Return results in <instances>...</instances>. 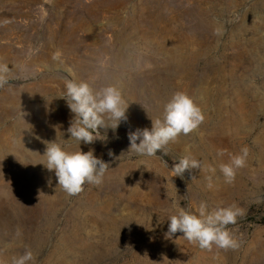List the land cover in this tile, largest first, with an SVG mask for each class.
Wrapping results in <instances>:
<instances>
[{
    "label": "rangeland",
    "instance_id": "374dc122",
    "mask_svg": "<svg viewBox=\"0 0 264 264\" xmlns=\"http://www.w3.org/2000/svg\"><path fill=\"white\" fill-rule=\"evenodd\" d=\"M4 65L0 264L26 251L28 264H264V0H0ZM69 79L118 88L127 119L91 144L69 139ZM177 91L201 108L199 127L155 156L127 153L128 133L150 130ZM54 141L94 150L103 182L58 187L43 165ZM242 148L246 165L225 183L219 165ZM184 156L201 169L174 176ZM201 203L244 210L228 225L236 249L165 238L177 207Z\"/></svg>",
    "mask_w": 264,
    "mask_h": 264
},
{
    "label": "clouds",
    "instance_id": "9594fccd",
    "mask_svg": "<svg viewBox=\"0 0 264 264\" xmlns=\"http://www.w3.org/2000/svg\"><path fill=\"white\" fill-rule=\"evenodd\" d=\"M6 65L0 66V87L7 83ZM66 99L73 118L67 129L71 140L80 145L91 144L97 140V135L103 128L115 130L121 121H125L128 105L122 97L121 91L115 86H106L99 90L86 81L69 79L65 84ZM152 120V119H151ZM204 115L194 99L186 92L177 91L164 104L162 118L152 120V126L137 129L128 133L129 154L152 157L167 145L173 143L183 134L196 130L203 122ZM167 154V153H165ZM223 151L219 155H223ZM109 156L112 152L109 151ZM48 171L54 172L57 186L68 195H76L83 191L85 183L99 185L103 182L108 169V163L94 155V150L88 152L68 151L61 144L46 142L44 153ZM248 149L242 148L239 154L233 155L228 163L219 165L225 183L231 184L236 171L246 165ZM201 169V162L189 156H184L175 162L172 171L174 176H182L186 170ZM215 171V169H210ZM208 187L211 188L209 177ZM198 213V214H197ZM197 213L183 207H177L175 213L168 217V230L164 234L171 239L180 232L183 238L201 249L211 250L215 245L221 249H236L239 244L233 234L228 231V225L235 224L237 218L244 214V210L233 204L227 207H217L207 211V205L201 203ZM33 260L31 251H26L18 258H13L12 264H28Z\"/></svg>",
    "mask_w": 264,
    "mask_h": 264
}]
</instances>
